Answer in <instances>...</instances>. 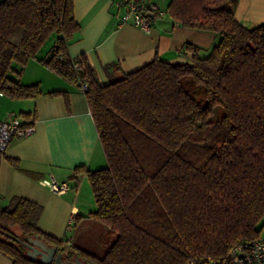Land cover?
I'll return each mask as SVG.
<instances>
[{"label":"trees","instance_id":"obj_1","mask_svg":"<svg viewBox=\"0 0 264 264\" xmlns=\"http://www.w3.org/2000/svg\"><path fill=\"white\" fill-rule=\"evenodd\" d=\"M236 5L170 0L165 9L158 6L183 28L218 33L219 42L206 56L187 43L190 62L155 58L102 85L85 55L68 52L79 28L73 0H0V93L42 94L39 84L20 82L31 59L78 87L85 79L107 161L94 171L74 170L85 173L93 194L89 217L106 228L102 252L66 250V240L38 227L41 207L15 197L0 204V253L12 264H44L22 242L36 235L66 261L199 264L264 232V22L245 27Z\"/></svg>","mask_w":264,"mask_h":264},{"label":"crops","instance_id":"obj_2","mask_svg":"<svg viewBox=\"0 0 264 264\" xmlns=\"http://www.w3.org/2000/svg\"><path fill=\"white\" fill-rule=\"evenodd\" d=\"M116 1L73 0L79 28L68 41V52L73 58L85 55L102 85L155 58L190 62L187 43L198 46L201 56L215 45L216 34L183 28L168 15L152 17L149 32L131 22L122 23L123 8ZM151 1L165 9L170 0ZM237 7L239 17L236 13L235 17L245 27L264 22V0H241ZM20 82L39 84L42 94L28 99L0 96V119L11 113L35 128L27 137L13 138L1 160L0 204L5 207L15 197L37 203L41 207L38 227L71 243L78 232L72 225L92 224L89 213L96 210L85 173L75 174L74 170L104 168L106 157L85 95L75 83L35 59L21 71ZM53 91L58 93L48 94ZM22 113L35 118L25 119ZM49 175L68 181L70 189L64 194L52 192L41 183ZM0 264L12 261L0 253Z\"/></svg>","mask_w":264,"mask_h":264},{"label":"built area","instance_id":"obj_3","mask_svg":"<svg viewBox=\"0 0 264 264\" xmlns=\"http://www.w3.org/2000/svg\"><path fill=\"white\" fill-rule=\"evenodd\" d=\"M116 6L123 8L121 22H131L145 32L151 30V18L164 16V10L151 0H122ZM77 70V64H74ZM79 90L84 94L87 89L85 79L79 80ZM2 93H0V96ZM35 130L32 124L24 122L16 115L9 114L8 118L0 119V153L5 154L9 143L15 137H27ZM41 183L56 194H64L70 189L68 181H58L49 175ZM188 264H196L193 261ZM199 264H264V236L260 235L249 242H240L234 245L226 256L210 258Z\"/></svg>","mask_w":264,"mask_h":264},{"label":"rangeland","instance_id":"obj_4","mask_svg":"<svg viewBox=\"0 0 264 264\" xmlns=\"http://www.w3.org/2000/svg\"><path fill=\"white\" fill-rule=\"evenodd\" d=\"M122 0H117L116 2H119ZM115 2V3H116ZM241 2V0H237V5L235 8V13L237 15V17H239V13H238V7L239 3ZM196 32L200 31V30H195ZM214 34V33H213ZM216 41H215V45L219 42V35L218 33H216ZM53 38H50L49 41H47L43 47L41 48L40 52L38 53V56H44L45 53L47 52V50L50 48L51 44H52V40ZM221 112H219L218 114H215V116H213V120H216L218 117H220ZM94 220V219H93ZM73 228H75L78 232L76 234V238L74 239V241H72L71 243H67L65 245V249L69 250L71 245H76L85 249H89V250H98V253L102 252V248H100V244L101 241H103V236H105V232H106V228L102 223L97 222L96 220L93 221L92 224H79V226H74L72 225Z\"/></svg>","mask_w":264,"mask_h":264},{"label":"water","instance_id":"obj_5","mask_svg":"<svg viewBox=\"0 0 264 264\" xmlns=\"http://www.w3.org/2000/svg\"><path fill=\"white\" fill-rule=\"evenodd\" d=\"M27 247V255L31 259H38L44 264H86L79 258H74L71 261L63 259V253L58 252L55 246H50L36 235L34 237H25L22 241Z\"/></svg>","mask_w":264,"mask_h":264},{"label":"flooded vegetation","instance_id":"obj_6","mask_svg":"<svg viewBox=\"0 0 264 264\" xmlns=\"http://www.w3.org/2000/svg\"><path fill=\"white\" fill-rule=\"evenodd\" d=\"M57 253H58V250H57Z\"/></svg>","mask_w":264,"mask_h":264}]
</instances>
